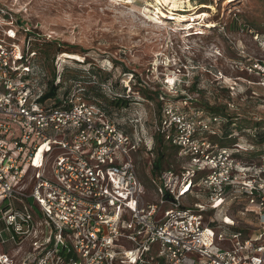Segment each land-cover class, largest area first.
Wrapping results in <instances>:
<instances>
[{"label":"built area","instance_id":"obj_1","mask_svg":"<svg viewBox=\"0 0 264 264\" xmlns=\"http://www.w3.org/2000/svg\"><path fill=\"white\" fill-rule=\"evenodd\" d=\"M12 19L0 6V264H264V155L257 164L239 143L221 145L213 138L221 118L190 96L185 106L166 102L155 130L186 163L153 176L159 199L146 201L134 154L151 151L153 135L132 137L78 91L40 105L26 80L34 53L25 55ZM243 70L264 87V59ZM195 188L211 209L245 194L254 232L231 230L226 217L207 223L206 204L184 207Z\"/></svg>","mask_w":264,"mask_h":264},{"label":"rangeland","instance_id":"obj_2","mask_svg":"<svg viewBox=\"0 0 264 264\" xmlns=\"http://www.w3.org/2000/svg\"><path fill=\"white\" fill-rule=\"evenodd\" d=\"M125 1L0 0V4L32 24L37 32L35 38L55 41L47 48L50 59L45 60L43 56L36 62L33 69L36 84L41 81L38 68L44 69L46 63L52 70V60L58 55V70L66 68V76L86 78L92 62L95 68L111 73V76L100 77V80L109 77V83L103 86L113 84L117 92L133 95L140 101L118 108L111 104L110 97H101L95 91L97 103L106 106L110 119L132 137H141L148 143L160 111L158 102L148 101L141 89L158 92L164 103L176 102L183 106L184 98L190 96L215 106H227L226 112L235 119L234 123L228 122L229 129H226L232 132L246 159L258 164L260 157L252 155L249 133L255 123L264 127V87L260 78L247 73L243 66L253 59H264V51L255 39L256 35L264 39V0ZM150 1L154 3L150 7L152 14H145L143 7ZM202 11L208 15L195 23L194 14ZM178 14L187 19L169 18ZM62 51L79 59L64 57L60 55ZM195 80L199 81L198 95L190 91ZM239 125L247 130L239 131L236 128ZM157 147L158 144H154V150ZM165 151L177 171L186 163L170 146ZM151 158L143 147L134 154L138 174L146 188L145 200L158 202L149 177ZM195 202L206 204L205 220L213 226L221 224L226 217L227 222L235 223L231 230L241 231L245 237L257 227L254 211L246 209L245 194L232 195L219 207L211 209L206 192L195 188L183 199V205L193 207ZM168 207L162 206V212ZM21 245L24 252L29 249L26 240Z\"/></svg>","mask_w":264,"mask_h":264},{"label":"trees","instance_id":"obj_3","mask_svg":"<svg viewBox=\"0 0 264 264\" xmlns=\"http://www.w3.org/2000/svg\"><path fill=\"white\" fill-rule=\"evenodd\" d=\"M207 4V3H204ZM0 6H2L0 4ZM3 7V6H2ZM11 11V10H10ZM12 12V11H11ZM14 25L17 28L20 36L25 35V38H21L22 43L24 44L25 47V55L29 56V54L32 52L34 53V57L32 59L31 67L34 69L36 68V62L40 61L41 57L44 56L45 60L50 59V53L48 51V47L52 44H55V41H48L46 39H40V38H35L37 35V32L33 30V25L25 22L22 18H20V15L14 14L12 12ZM11 19V16H9ZM27 29H30L27 31ZM22 34V35H21ZM259 36V35H257ZM32 38V39H31ZM37 39H40L42 41H36ZM65 53H69L67 51H62L60 55H64ZM59 55L52 60V70L48 67V64H44V69H39L41 81L39 84H36L34 82V74L33 70L32 72L27 74L26 80L30 83V85L34 88L36 94H40L38 98V103L40 105L50 107V106H58L60 105L65 99L70 97L73 93L79 92L86 100H88L90 103L93 105L97 106L102 112L105 113V115L110 119L111 115H109V111L107 110L106 106H102L101 104L97 103V98L93 94L95 91L99 92V96L101 97H110L112 99L111 104L113 106H117L118 108H127L128 105L131 102L138 103L140 102L139 100H135V96L130 95V94H121L120 92H117L115 89V86L113 84H110L112 86V92H109L105 90L104 84L109 83V77L105 78L104 80H100V77H103L105 74L106 76H111V73L105 72L106 70H99L95 68L96 66L92 64V62L88 61L91 63L89 70H87V74L89 76H86V78H82L80 75H67L66 76V68H63V70H58V65H57V60ZM76 60V59H74ZM82 63H88L85 61L77 60ZM41 69V70H40ZM43 72V74H42ZM132 86H134L132 84ZM131 87V84H130ZM199 87V81L195 80L191 87L190 91L195 93L196 95L199 94V90L197 88ZM142 93L144 94V97L148 101H157L158 102V108L161 114V110L165 104L163 100H161L160 95L158 92H151L150 90H143L141 89ZM125 93V90H124ZM101 103V102H99ZM227 105V104H226ZM193 106L195 108L202 109L206 112L207 115L209 116H218L221 118V121L218 123L214 124V127L218 130V134L215 136V140L219 141L221 145L227 146V147H232L234 144H237L236 138H233L232 132L230 130H227L226 127L229 129V123H234L232 122L235 118L233 116L229 115L225 108L227 109V106L221 107V106H215L214 104H210L208 102H204L203 100L198 99L193 101ZM227 122V124L225 123ZM229 122V123H228ZM118 124V123H117ZM238 125V124H237ZM119 128L126 132V131L120 124H118ZM253 130H250L249 135L252 138V147H253V156H259L260 158L264 155V127L261 124L255 123L253 126ZM239 131H246V127L239 125L236 127ZM246 129V130H245ZM255 130V131H254ZM234 131V130H233ZM239 131H238V136H239ZM130 134V133H129ZM155 144H158V147L156 150L153 148L151 151H148L152 158L150 161V172H149V177L150 174L158 175V173L164 169H174L172 167L171 162H170V155L165 151L166 147H169L171 149H175L176 153L178 155V149L167 142L162 134L157 132L155 129L152 133ZM217 138V139H216ZM236 140V141H235ZM235 141V142H233ZM230 143V145H229ZM143 149H145L143 147ZM255 149V150H254ZM141 150V149H140ZM139 150V151H140ZM138 151V152H139ZM156 151V152H155ZM155 154H157L155 156ZM241 156H244L241 152ZM253 158L252 156H249ZM180 170V169H179ZM178 170V171H179Z\"/></svg>","mask_w":264,"mask_h":264},{"label":"bare ground","instance_id":"obj_4","mask_svg":"<svg viewBox=\"0 0 264 264\" xmlns=\"http://www.w3.org/2000/svg\"><path fill=\"white\" fill-rule=\"evenodd\" d=\"M131 2H134L133 0H127V1H125V3H131ZM156 2V1H155ZM150 4L149 5H145L143 8H144V13L145 14H152L151 13V8L150 7H152L153 5H154V3L152 2V1H150L149 2ZM157 3V2H156ZM154 9H156V8H154ZM158 12H161L159 9H158ZM195 16L193 17V19L192 20H194L195 21V23H196V21L198 20V19H201L202 17H206L207 15H208V13L207 12H205V11H202V12H196L195 14H194ZM173 18H175V19H178V20H186L187 18L185 17V16H183V15H174L173 16ZM190 22V21H189ZM201 32V31H200ZM64 57H67V58H72V59H79L77 56H75V55H71V53H65L64 55H63Z\"/></svg>","mask_w":264,"mask_h":264},{"label":"crops","instance_id":"obj_5","mask_svg":"<svg viewBox=\"0 0 264 264\" xmlns=\"http://www.w3.org/2000/svg\"><path fill=\"white\" fill-rule=\"evenodd\" d=\"M142 148V147H141ZM145 148V147H144ZM137 153V152H136ZM135 153V154H136ZM155 176V175H154ZM153 177V175L152 174H150V181H151V178ZM152 183V182H151ZM231 228H233V227H231Z\"/></svg>","mask_w":264,"mask_h":264}]
</instances>
